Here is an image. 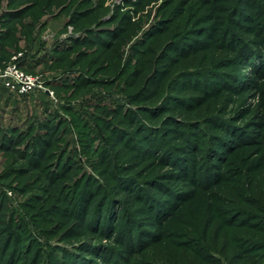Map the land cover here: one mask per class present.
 I'll return each instance as SVG.
<instances>
[{
  "label": "rangeland",
  "instance_id": "1",
  "mask_svg": "<svg viewBox=\"0 0 264 264\" xmlns=\"http://www.w3.org/2000/svg\"><path fill=\"white\" fill-rule=\"evenodd\" d=\"M0 264H264V0H0Z\"/></svg>",
  "mask_w": 264,
  "mask_h": 264
},
{
  "label": "built area",
  "instance_id": "2",
  "mask_svg": "<svg viewBox=\"0 0 264 264\" xmlns=\"http://www.w3.org/2000/svg\"><path fill=\"white\" fill-rule=\"evenodd\" d=\"M16 64L14 66H9L7 70L4 71V78H7V82L5 85L13 92L19 94H26L35 90V88H41L40 85L37 84V79L31 75L22 74V72H18L14 70Z\"/></svg>",
  "mask_w": 264,
  "mask_h": 264
},
{
  "label": "trees",
  "instance_id": "3",
  "mask_svg": "<svg viewBox=\"0 0 264 264\" xmlns=\"http://www.w3.org/2000/svg\"><path fill=\"white\" fill-rule=\"evenodd\" d=\"M3 40H7V37H5V38H2ZM33 148H30V154H32V158H31V165L33 164V163H38V161L39 160H37V157H41V159L43 158V157H45V149H43V148H36V149H33ZM33 154L34 155H36V158H35V160H33ZM87 193V195H85L86 197H84L83 199L84 200H88V197L91 199V197L94 195V193L93 192H86ZM82 201V200H81ZM103 205V204H102ZM102 205H101V207H102ZM86 207H87V205H86ZM101 207H99L98 205H96V207H95V211H98V210H100L101 209ZM94 213V212H93ZM84 215H86V214H82V215H80V218H83V220H85V217H84ZM2 251H4V249L2 250Z\"/></svg>",
  "mask_w": 264,
  "mask_h": 264
}]
</instances>
